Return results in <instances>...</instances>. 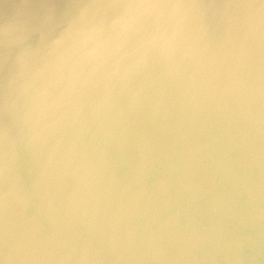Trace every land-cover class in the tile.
<instances>
[{"label": "water", "instance_id": "1", "mask_svg": "<svg viewBox=\"0 0 264 264\" xmlns=\"http://www.w3.org/2000/svg\"><path fill=\"white\" fill-rule=\"evenodd\" d=\"M0 264H264V0H0Z\"/></svg>", "mask_w": 264, "mask_h": 264}]
</instances>
